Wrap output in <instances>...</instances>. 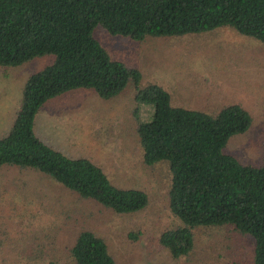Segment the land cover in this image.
<instances>
[{
	"label": "trees",
	"instance_id": "16d2710c",
	"mask_svg": "<svg viewBox=\"0 0 264 264\" xmlns=\"http://www.w3.org/2000/svg\"><path fill=\"white\" fill-rule=\"evenodd\" d=\"M98 27L136 42L230 28L264 46V0H0V67L54 57L24 84L12 127L0 138V168L41 176V182L74 198L71 210L81 202L117 215L143 211L149 203L145 191L113 184L102 167L64 156L34 131L36 115L52 99L92 89L110 100L132 84L134 114L140 105L153 107L151 120L138 122L135 130L143 164L166 166L168 207L180 223L159 235V245L180 260L194 249L195 229L228 226L252 239L253 264H264V141L259 166L243 165L225 153L230 138L250 129L251 115L239 104L213 112L175 105L163 86L143 85L139 69L109 56L94 36ZM49 187L22 183L20 189L43 201L51 196ZM74 212L64 213L74 218ZM77 228L68 248L73 264H117L100 236L87 226ZM44 249L34 252L30 264H59Z\"/></svg>",
	"mask_w": 264,
	"mask_h": 264
},
{
	"label": "rangeland",
	"instance_id": "374dc122",
	"mask_svg": "<svg viewBox=\"0 0 264 264\" xmlns=\"http://www.w3.org/2000/svg\"><path fill=\"white\" fill-rule=\"evenodd\" d=\"M94 36L113 60L139 69L143 85L156 83L169 91L175 105L209 112L241 105L251 115L252 125L245 134L229 139L225 153L243 165H261L264 46L230 28L142 42L110 36L101 27ZM53 61V56H43L18 67H0V136L12 127L27 79ZM134 94L132 84L110 100H102L92 89L67 92L39 110L34 131L64 156L86 158L102 167L113 184L145 191L148 206L133 215H117L94 203L79 202L71 210L74 198L41 182V176L0 168V264L35 263L32 257L42 245L59 264H73L70 232L80 225L106 242L117 264H253L252 239L228 226L195 229L194 249L180 260H173L159 245V235L180 223L168 207L166 166L143 164L135 130L138 122L151 120L153 107L140 105L135 119ZM38 182L49 187V199L40 201L20 189L22 183L30 188ZM65 211H75L74 218ZM131 233L138 239L131 240Z\"/></svg>",
	"mask_w": 264,
	"mask_h": 264
},
{
	"label": "crops",
	"instance_id": "0c3cea01",
	"mask_svg": "<svg viewBox=\"0 0 264 264\" xmlns=\"http://www.w3.org/2000/svg\"><path fill=\"white\" fill-rule=\"evenodd\" d=\"M14 119H15V118H14ZM7 133H8V132H5L4 134H2V135L0 136V138L3 137L4 135H6Z\"/></svg>",
	"mask_w": 264,
	"mask_h": 264
}]
</instances>
